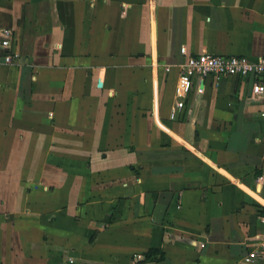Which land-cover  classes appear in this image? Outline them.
<instances>
[{
  "label": "crops",
  "instance_id": "1",
  "mask_svg": "<svg viewBox=\"0 0 264 264\" xmlns=\"http://www.w3.org/2000/svg\"><path fill=\"white\" fill-rule=\"evenodd\" d=\"M181 48L264 56V0H0V264H244L264 94L208 82L170 119Z\"/></svg>",
  "mask_w": 264,
  "mask_h": 264
},
{
  "label": "built area",
  "instance_id": "2",
  "mask_svg": "<svg viewBox=\"0 0 264 264\" xmlns=\"http://www.w3.org/2000/svg\"><path fill=\"white\" fill-rule=\"evenodd\" d=\"M1 47L9 50L11 46V32L8 29L1 31ZM182 60L177 64L178 75L174 88V104L170 119L175 120L178 115L184 114L187 108V99L192 92L203 94L209 82L218 87L222 80L228 78L250 81V94L252 98L264 94V56L249 59L243 56H223L212 54H189L185 48L180 49ZM13 55L6 51L5 63L12 61ZM169 72V67H166ZM260 220L264 223V217ZM204 248V244H199ZM139 257V256H137ZM73 260L67 259L72 263ZM244 264L264 262V240L249 248L242 257Z\"/></svg>",
  "mask_w": 264,
  "mask_h": 264
},
{
  "label": "trees",
  "instance_id": "3",
  "mask_svg": "<svg viewBox=\"0 0 264 264\" xmlns=\"http://www.w3.org/2000/svg\"><path fill=\"white\" fill-rule=\"evenodd\" d=\"M257 209H258V214L264 217V210L260 206H258ZM151 259H155L156 262H162L164 259V254L161 250L151 249L144 254V260H142V262Z\"/></svg>",
  "mask_w": 264,
  "mask_h": 264
},
{
  "label": "rangeland",
  "instance_id": "4",
  "mask_svg": "<svg viewBox=\"0 0 264 264\" xmlns=\"http://www.w3.org/2000/svg\"><path fill=\"white\" fill-rule=\"evenodd\" d=\"M20 246L22 247L23 245L20 243ZM18 247H19V245H18ZM201 249H203V248H201ZM137 256H139V257H137ZM67 259H70V258L68 257ZM132 259H133L134 261L139 262V261L144 260V255L136 254V255H133V256H132ZM71 260H73V259L71 258ZM241 261H242V258H241ZM68 263H69V264H73V261H72V263H70V262H68ZM60 264H63V263H60Z\"/></svg>",
  "mask_w": 264,
  "mask_h": 264
}]
</instances>
